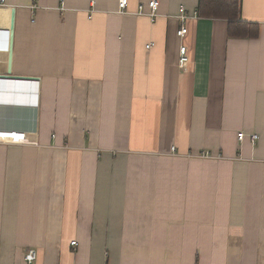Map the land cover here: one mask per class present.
I'll return each mask as SVG.
<instances>
[{
	"label": "crops",
	"instance_id": "1",
	"mask_svg": "<svg viewBox=\"0 0 264 264\" xmlns=\"http://www.w3.org/2000/svg\"><path fill=\"white\" fill-rule=\"evenodd\" d=\"M150 1L0 4V264H264V0Z\"/></svg>",
	"mask_w": 264,
	"mask_h": 264
},
{
	"label": "trees",
	"instance_id": "2",
	"mask_svg": "<svg viewBox=\"0 0 264 264\" xmlns=\"http://www.w3.org/2000/svg\"><path fill=\"white\" fill-rule=\"evenodd\" d=\"M198 16L229 21L228 35L230 38L257 39L260 35L258 24L240 21V0H199Z\"/></svg>",
	"mask_w": 264,
	"mask_h": 264
},
{
	"label": "built area",
	"instance_id": "3",
	"mask_svg": "<svg viewBox=\"0 0 264 264\" xmlns=\"http://www.w3.org/2000/svg\"><path fill=\"white\" fill-rule=\"evenodd\" d=\"M128 1L129 0H119V8L120 11L126 12L128 7ZM161 0H151L148 5L145 7L144 5H141L139 7L138 15L145 16L150 18L151 20H155L159 17L158 15V8L159 3ZM4 3V0H0V4ZM146 8L148 11H146ZM185 19V17H181ZM179 37H184L187 34V29L181 28L178 31ZM151 45H148L146 48L150 49ZM189 63V57L187 54V48L181 47L180 49V67L184 69L186 65ZM1 83V82H0ZM240 139H243V134L239 135ZM257 136L252 137V141L257 140ZM27 134L22 132H9V131H2L0 130V144H14V145H20V144H27ZM73 245H76V242L73 243ZM38 251L36 249H30L25 254L24 260L28 264H33L38 260Z\"/></svg>",
	"mask_w": 264,
	"mask_h": 264
}]
</instances>
